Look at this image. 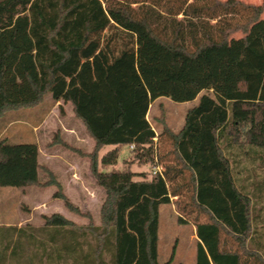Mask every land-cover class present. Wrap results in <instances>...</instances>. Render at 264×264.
<instances>
[{"label": "trees", "instance_id": "obj_1", "mask_svg": "<svg viewBox=\"0 0 264 264\" xmlns=\"http://www.w3.org/2000/svg\"><path fill=\"white\" fill-rule=\"evenodd\" d=\"M238 14L244 20H235ZM263 14L264 3L240 0H0V118L41 104L83 58L94 59L95 76L108 90L106 100L82 102L63 93L95 140L91 168L106 192L101 225L44 215L50 238L44 241L16 238L23 227L0 226V264H250V258L264 264L246 244L264 178L252 169L248 195L226 153L247 146L246 155L264 163ZM161 97L198 99L183 127L170 133L173 165L150 178L131 169L100 170L117 164L123 145L154 161L157 135L147 115ZM93 104L98 109L89 112ZM106 145L115 147L100 160ZM39 156L36 142L0 139V187L40 185ZM185 172L192 205L207 215L194 223L196 260L160 262V206L180 195L173 184ZM25 240L36 244L37 255L25 256Z\"/></svg>", "mask_w": 264, "mask_h": 264}, {"label": "rangeland", "instance_id": "obj_2", "mask_svg": "<svg viewBox=\"0 0 264 264\" xmlns=\"http://www.w3.org/2000/svg\"><path fill=\"white\" fill-rule=\"evenodd\" d=\"M240 1L251 4L264 3V0ZM242 17V14H238L235 20H244ZM110 33L111 31H105L104 35ZM240 36L241 33L235 34V37ZM97 70L93 58H83L78 70L62 75L57 92L47 95L41 104L8 111L0 118V139L5 138L11 142H36L40 150L39 161L42 166L40 185L26 188L0 187V226L23 227L22 232L18 230L15 234L16 238L33 235L34 240L50 239L46 237L48 230L45 228L44 215L54 213L63 214L77 226L101 225V207L106 192L98 184L91 168L95 140L83 120L77 116L73 102L65 99L63 95L70 91L71 94L77 95L80 102L90 100V97L95 100L99 98L106 100L108 90L101 86L95 76ZM57 95H60V98H56ZM197 103L198 99L175 102L170 98L161 97L150 104L147 117L157 135L154 139L156 156L164 169L166 165H173L175 162L170 133H177L183 127L186 111ZM97 107L93 104L88 111L91 112L93 109L97 111ZM114 147L106 145L99 152V159L101 160V157ZM140 153L132 145L120 146L117 164L113 166L100 164L99 169L102 171L131 169L150 178L155 174L156 160L154 158V161H146V157L138 159ZM247 160L244 157L242 161L245 164ZM252 169H256L258 180H261L264 169L250 165V170ZM253 173L256 177L254 171ZM188 177L189 173L185 172L176 178L173 185L181 186L180 195L173 196L171 203L160 206L158 241L160 262L193 263L196 260L197 239L194 223L198 219L207 220V215L200 213L192 205L191 192L184 186ZM136 178L141 179L142 176ZM61 194L65 195L79 212L70 210L65 200L57 196ZM257 194L255 198L257 207L264 208V191ZM180 217L186 222H180ZM94 238L90 235L92 241ZM29 241H24L27 258L32 257L35 250H37L35 255L39 253L36 244ZM48 246L51 248V245ZM105 256L108 258V254ZM14 259L12 257L13 262L17 263L18 261Z\"/></svg>", "mask_w": 264, "mask_h": 264}, {"label": "crops", "instance_id": "obj_3", "mask_svg": "<svg viewBox=\"0 0 264 264\" xmlns=\"http://www.w3.org/2000/svg\"><path fill=\"white\" fill-rule=\"evenodd\" d=\"M246 148L247 146L240 147L238 145H233V146H229L226 149V153L232 160V165L234 166V173L237 182L241 184L245 180L246 185H248L245 192L248 195L252 196L253 189L251 186V181L254 180V178L256 177H254L253 171L250 170V165L251 167H255V168L258 167L260 169H264V163H261L260 159L257 160L250 159L245 153V151L247 150ZM244 157L248 159L247 163L245 164L242 161ZM239 166L240 169H238ZM260 178H264V176ZM252 199L254 200V198ZM251 219H252V231L249 237L247 238V242H246L247 248L252 251L258 252L259 255H261V258L264 260V208L256 207L252 209ZM201 221L203 222L205 220H201ZM194 227L196 233L195 224ZM195 237L198 241L199 238L197 234L195 235ZM230 244H233L234 247H237V243L235 240L230 241ZM250 264H256L253 258H250Z\"/></svg>", "mask_w": 264, "mask_h": 264}, {"label": "built area", "instance_id": "obj_4", "mask_svg": "<svg viewBox=\"0 0 264 264\" xmlns=\"http://www.w3.org/2000/svg\"><path fill=\"white\" fill-rule=\"evenodd\" d=\"M156 139V138H155ZM132 147H134V145H132ZM155 174L156 173H160V174H162L163 173V171H164V168L159 164V161H158V157L157 156H155Z\"/></svg>", "mask_w": 264, "mask_h": 264}]
</instances>
